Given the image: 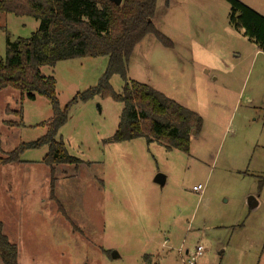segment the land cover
<instances>
[{"label":"rangeland","instance_id":"rangeland-1","mask_svg":"<svg viewBox=\"0 0 264 264\" xmlns=\"http://www.w3.org/2000/svg\"><path fill=\"white\" fill-rule=\"evenodd\" d=\"M229 11L226 0H157L153 23L173 45L146 35L127 64L128 80L201 116L189 152L142 137L103 143L122 104L96 95L73 105L57 134L81 160L55 165L57 201L41 162L47 146L0 164V221L18 264H187L197 245L194 264H264V51L229 23ZM39 23L0 12V58L8 37L27 38ZM106 64V56L80 57L40 71L55 78L63 107L96 85ZM110 84L121 92L124 81L114 74ZM20 105L24 126L7 125L20 123ZM51 116L45 97L21 103L18 90L1 89L0 157L43 136Z\"/></svg>","mask_w":264,"mask_h":264},{"label":"trees","instance_id":"trees-1","mask_svg":"<svg viewBox=\"0 0 264 264\" xmlns=\"http://www.w3.org/2000/svg\"><path fill=\"white\" fill-rule=\"evenodd\" d=\"M226 1L230 5L229 23L264 51V15L240 0ZM156 2L121 0L116 4L113 0H0V12L29 16L40 22L27 38L9 40L8 37L6 55L4 59L0 58V90H18L21 103L25 97L34 100L36 95L43 96L52 110V116L40 123L46 127L45 134L34 141L20 143L5 157H0V164L19 162L26 149L47 146L41 162L49 168V196L57 201L54 193L55 165L81 163L80 159L68 153L64 141L57 138V134L67 121L70 108L96 95L110 97L122 104L117 128L103 143L142 137L147 143L156 142L168 151L189 152L192 132L197 134L202 128L201 116L155 88L127 79L129 58L146 35H153L164 47L173 45L153 23ZM100 56L107 57V64L97 84L76 93L61 107L55 78L43 75L40 67L54 66L62 60ZM114 74L124 81L121 92H115L111 87L110 78ZM5 112L13 114L7 108ZM16 114L20 123H5L24 126L22 105ZM261 182H264V177ZM63 215L66 217L64 211ZM17 257L18 247L8 239L0 221V262L17 264Z\"/></svg>","mask_w":264,"mask_h":264},{"label":"built area","instance_id":"built-area-1","mask_svg":"<svg viewBox=\"0 0 264 264\" xmlns=\"http://www.w3.org/2000/svg\"><path fill=\"white\" fill-rule=\"evenodd\" d=\"M202 189L203 185L201 184H197L192 187V190L198 193L202 192ZM202 250L203 248L200 245H197L190 255H188V250H186V254L187 256H189V258L187 259V264H194L196 258L202 255Z\"/></svg>","mask_w":264,"mask_h":264},{"label":"crops","instance_id":"crops-1","mask_svg":"<svg viewBox=\"0 0 264 264\" xmlns=\"http://www.w3.org/2000/svg\"><path fill=\"white\" fill-rule=\"evenodd\" d=\"M241 2H242V0H240ZM252 1H254V2H256V5H258V7H254V6H251L250 4H247V6H249L250 8H252V9H254L255 11H257V12H259L260 14H262V12H261V8H262V3H261V1L260 0H252ZM259 2V3H258ZM244 3V2H243ZM207 15H211L208 11H207ZM263 15V14H262ZM154 17H155V15H154ZM154 19V18H153ZM8 237V236H7ZM9 239V238H8ZM166 244V240L162 243V245H165ZM17 245V244H16ZM178 252V251H177ZM0 264H2L1 262H0ZM17 264H18V257H17Z\"/></svg>","mask_w":264,"mask_h":264},{"label":"water","instance_id":"water-1","mask_svg":"<svg viewBox=\"0 0 264 264\" xmlns=\"http://www.w3.org/2000/svg\"><path fill=\"white\" fill-rule=\"evenodd\" d=\"M113 1H114L116 4H119L121 0H113ZM192 133L195 134L194 131H193ZM157 178L161 180L162 176H161V175H157ZM252 201H253V198L250 197V198L248 199V202L251 203L252 206H255V205L257 204V202H256V201H253V202H252Z\"/></svg>","mask_w":264,"mask_h":264}]
</instances>
